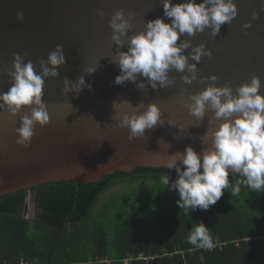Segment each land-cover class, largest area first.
Returning <instances> with one entry per match:
<instances>
[{"label":"water","instance_id":"95a60500","mask_svg":"<svg viewBox=\"0 0 264 264\" xmlns=\"http://www.w3.org/2000/svg\"><path fill=\"white\" fill-rule=\"evenodd\" d=\"M182 2L173 0V4ZM235 3L238 16L230 24L221 25L217 37L206 29L195 37L184 35L181 39H191L193 47L204 44L212 52L211 59L203 57L197 65L199 77L215 75L218 79L214 86H230L235 94L238 86L257 76L264 94V0ZM121 8L125 15L132 13L134 17L129 36L144 31L147 21L163 17L161 0H0V93L11 87L5 69L12 70L14 54H20L25 63L30 60L37 73L41 71L38 61H46L58 44L63 45L66 59L58 69L59 76L44 81L43 102L50 123L43 129L35 127L29 147L16 144V130L21 116L30 115V110L23 109L16 117L0 111V198L50 183L73 181L83 185L119 171L166 168L168 155L183 152L187 146L197 153L203 150L201 138L207 130H213L208 123L213 113L208 111L203 121H197L181 100L190 103L188 95L204 90L210 82L197 80L185 85L180 79L183 74L173 70L169 76L175 83L156 91L150 86L138 90L130 82L114 84L120 69L110 63L117 48L111 41L109 21ZM98 9H103V18L97 15ZM253 12L258 14L257 19H252ZM17 13H23V21L17 19ZM249 21L251 27L245 30L242 26ZM164 22L171 21L165 18ZM120 51H127V46ZM89 66L97 68L95 73L85 75L91 90L84 88L78 96L65 95L64 80L76 82ZM122 101L130 105L122 109ZM114 102L116 107L112 106ZM149 103L160 108L164 126L157 125L129 141L128 129L115 127L117 121L112 117L122 111L142 113ZM168 120L183 131L168 125ZM221 122H215V126ZM29 201L28 196L26 208Z\"/></svg>","mask_w":264,"mask_h":264},{"label":"clouds","instance_id":"9594fccd","mask_svg":"<svg viewBox=\"0 0 264 264\" xmlns=\"http://www.w3.org/2000/svg\"><path fill=\"white\" fill-rule=\"evenodd\" d=\"M161 3L163 17L147 21L144 31L138 34L128 35L133 30L134 17L132 13L125 15L123 8L111 15L109 27L112 29L111 41L117 48L110 63L120 69V74L114 80L115 85L123 86L130 82L138 90L147 86L153 91L164 89L175 83L169 76L173 70L183 74L180 79L185 85L197 80L210 82L204 90L188 95L187 101L190 103L183 99L181 103H187L189 115L197 121H203L206 112L211 111L213 115L208 123L213 130H207L202 136L204 147L201 152L197 153L193 147L187 146L183 152L168 155L165 167L175 169L177 179L170 184V177L164 175L162 183L168 186L169 191L178 193L177 207L188 213L197 209L207 211L228 188H231L233 196L239 195L241 185L257 193L264 192V94L260 92V78L253 76L249 82L238 86L235 94L230 86L216 87L217 76H198L197 65L203 57L211 59V50L204 44L193 47L191 39H181L184 35L195 37L206 29H210L213 38L217 37L221 25L230 24L238 16L235 0H201L200 3L184 0L176 4H173V0H161ZM97 15L103 18V9H98ZM165 18L171 22L165 23ZM257 18L258 14L253 12L252 19ZM17 19L23 21V13H17ZM242 27L247 30L251 22ZM125 45L127 51H120ZM189 60L195 63H189ZM38 63L39 73L30 60L25 63L20 54H14L12 70L5 69L11 87L7 92L0 93V111L16 117L21 110H30V115L21 116L20 127L16 130V144L25 148L31 144L35 127L38 125L43 129L50 123L47 105L43 102L44 81L57 78L58 69L66 64L63 45H56L47 60L41 59ZM96 70V67H87L84 70L86 74L76 82L66 78L63 93L78 96L84 88L91 90V84L85 82V75H91ZM129 105L127 101L119 103L122 109ZM112 106L116 107L117 102ZM162 116L160 108L149 103L142 113L122 111L112 119L117 121L115 127L128 129V140L133 141L157 125L164 126ZM217 121L222 122L215 126ZM167 124L176 127L179 132L183 131L171 120ZM174 138L177 139V136ZM230 173L239 177L234 184L230 183ZM188 243L203 249L214 247L209 228L203 221L191 229Z\"/></svg>","mask_w":264,"mask_h":264},{"label":"trees","instance_id":"16d2710c","mask_svg":"<svg viewBox=\"0 0 264 264\" xmlns=\"http://www.w3.org/2000/svg\"><path fill=\"white\" fill-rule=\"evenodd\" d=\"M175 170L119 171L96 183H50L0 198V264H264V192L231 188L207 211L177 207L179 195L162 177ZM238 176L229 175L234 184ZM154 183V184H152ZM116 187L132 196L101 201ZM33 194L37 213L25 217ZM209 228L214 247L188 243L198 223Z\"/></svg>","mask_w":264,"mask_h":264},{"label":"rangeland","instance_id":"374dc122","mask_svg":"<svg viewBox=\"0 0 264 264\" xmlns=\"http://www.w3.org/2000/svg\"><path fill=\"white\" fill-rule=\"evenodd\" d=\"M154 184V183H152ZM135 187L128 189L126 187H116L112 190H110L108 193L104 194L103 196H101V201L102 202H106V201H110V200H118L119 197L121 196H132L133 192L132 190ZM29 204L27 206V208L24 211L25 217H27L31 222L35 219L36 217V213H37V208H36V204L34 202L33 199V194H29ZM129 259L126 262L127 264L129 263Z\"/></svg>","mask_w":264,"mask_h":264},{"label":"built area","instance_id":"2783aa9c","mask_svg":"<svg viewBox=\"0 0 264 264\" xmlns=\"http://www.w3.org/2000/svg\"><path fill=\"white\" fill-rule=\"evenodd\" d=\"M261 239H264V237L263 238H261ZM111 262H109V261H102V262H100L99 264H110Z\"/></svg>","mask_w":264,"mask_h":264}]
</instances>
